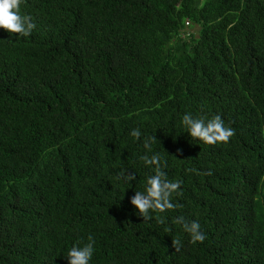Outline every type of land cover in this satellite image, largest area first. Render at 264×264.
I'll list each match as a JSON object with an SVG mask.
<instances>
[{"label":"trees","instance_id":"trees-1","mask_svg":"<svg viewBox=\"0 0 264 264\" xmlns=\"http://www.w3.org/2000/svg\"><path fill=\"white\" fill-rule=\"evenodd\" d=\"M20 13L30 36L0 29V264H68L89 236L91 264H264V0H23ZM187 113L235 135L194 139ZM156 153L182 185L178 207L144 221L131 199Z\"/></svg>","mask_w":264,"mask_h":264},{"label":"clouds","instance_id":"clouds-1","mask_svg":"<svg viewBox=\"0 0 264 264\" xmlns=\"http://www.w3.org/2000/svg\"><path fill=\"white\" fill-rule=\"evenodd\" d=\"M23 0H0V29L6 30L10 34H20L24 37L31 35L36 28L32 17L21 15L20 6ZM183 126L187 129V133L194 139L203 141L206 144H216L219 142L227 143L230 138L235 135L233 128L226 126L221 116L216 115L211 119L195 118L191 113L183 116ZM130 135L137 140L140 139L142 133L140 129H134ZM144 147L149 149V143L145 141ZM145 166H154L155 174L147 178V187L144 191H136L131 199V204L138 210L144 221L151 220L154 211L161 213L169 209H174L178 205L172 202L173 194H178L181 189L182 181L170 180L167 177L164 168L166 163H162L159 153L151 155H143L140 157ZM125 182H132L136 179L134 173H122ZM183 227L184 232L188 233L193 244L203 243L206 234L202 231L198 221L188 222L183 216H179L174 221ZM160 223H164V218L160 219ZM88 243L74 245L68 252V264H91L94 252L95 241L92 236L88 237ZM176 251H179L180 241H173Z\"/></svg>","mask_w":264,"mask_h":264},{"label":"rangeland","instance_id":"rangeland-1","mask_svg":"<svg viewBox=\"0 0 264 264\" xmlns=\"http://www.w3.org/2000/svg\"><path fill=\"white\" fill-rule=\"evenodd\" d=\"M197 30H198V27L191 29V31H193L194 33H196Z\"/></svg>","mask_w":264,"mask_h":264}]
</instances>
